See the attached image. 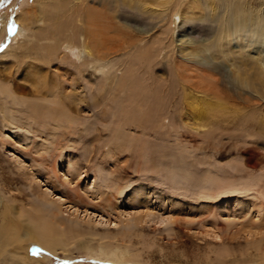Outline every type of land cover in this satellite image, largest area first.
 Instances as JSON below:
<instances>
[{
	"label": "rangeland",
	"instance_id": "1",
	"mask_svg": "<svg viewBox=\"0 0 264 264\" xmlns=\"http://www.w3.org/2000/svg\"><path fill=\"white\" fill-rule=\"evenodd\" d=\"M32 1L0 0V82L27 103L34 101L33 88L20 74L34 51L22 46L24 29L17 17L24 9L36 32L47 33L51 26L43 0L33 6ZM165 27L144 32L143 39L161 38ZM194 30L189 34L184 26L185 38L204 34ZM262 41L253 39L251 46L264 54ZM164 54L150 69L160 85L175 76ZM33 60L42 66L38 57ZM67 60L53 58L49 81L61 83L65 94L84 98L79 114L73 105L78 101L72 102L69 120L52 115L33 124L25 116L26 104L0 96V228L10 225L17 211L40 207L44 194L59 207V229L73 228L64 237L67 244L53 252L22 239L25 249L16 248L19 254L38 257L39 264H257L264 256V225L259 224L264 220V99L250 98L245 88L242 102L237 90L230 99L179 84L174 89L181 108L136 127L142 107L118 109L121 96L129 95L118 85L128 61L117 65L115 80H109L108 71L91 67L80 74L73 54ZM192 103L202 111L188 109ZM193 120L206 126L195 130ZM10 205L16 211L12 217ZM8 247L0 243L6 253L12 251Z\"/></svg>",
	"mask_w": 264,
	"mask_h": 264
},
{
	"label": "bare ground",
	"instance_id": "2",
	"mask_svg": "<svg viewBox=\"0 0 264 264\" xmlns=\"http://www.w3.org/2000/svg\"><path fill=\"white\" fill-rule=\"evenodd\" d=\"M38 2L39 0H33L30 4L33 6ZM43 2L46 9L45 17L51 22V26L48 27L49 32L32 30L27 21V13L23 12L24 9L17 17L24 29L19 33L20 37H23L22 46L31 45L27 51H34V56L29 58L24 71L20 74L21 81H28L33 88L34 101L27 103L24 98L16 94L10 84L0 82V96L18 104H26L25 116L33 124L42 117L52 115L69 120L72 102L76 100L78 104L73 105L79 114L77 106L84 101V98H78L72 91L74 96L70 93L65 94L61 83L58 87L55 81H49V78L54 77L55 72L51 70L52 64H50L53 58H59L61 63H65L72 54L76 60H80L78 66L75 64L80 74L85 70L84 67H91L96 71H108L106 76L109 80H115L116 66L124 64L125 67L128 61L127 68L125 67L120 73L118 85L121 91H125V95L128 92L129 95L121 96L118 109L120 113L121 111L125 113L123 111H127L125 109L128 106L142 107V111L138 114L140 117L135 119L136 127L156 123L155 117L163 115L165 111H178L181 106L174 88L179 84L193 90L203 89L208 94L214 96L219 94L230 99H234V91L237 90V97L242 102L245 88L250 98L264 99V54L260 49L254 50L251 46L253 39L264 41V0H53L52 2L43 0ZM48 6L54 7L56 12L52 14ZM70 9L77 12H70ZM58 12L64 16L59 14L58 16ZM163 23L166 24L164 36L160 38L156 35L153 38L149 35L150 39H143L144 32L157 28ZM186 25L190 30L189 34H192L196 27L204 34H201V38H196L195 33L188 40L185 38L188 33L184 32ZM175 32H180L177 34L179 39L173 41ZM57 34H59L58 39H56ZM149 40H152L151 48L146 44ZM14 46V44L9 46L6 50L7 54ZM63 48L65 50L60 56L59 52ZM163 51L165 54L161 58L167 59L165 63L175 76L169 78L165 85H160L157 83L158 76L155 82L150 69L156 64ZM28 52H25V57H29L26 56ZM120 54L127 55V59L119 58ZM37 57L43 63L42 66L36 65L33 60ZM58 67L65 68L61 65ZM64 71L68 75H73V71L67 68ZM136 71L141 77L143 76L146 85L135 73ZM174 77L178 80L175 81ZM51 94L54 96L50 98ZM70 98L71 101H66ZM93 98H96V93L93 94ZM93 105L98 103L94 102ZM193 105L190 104L188 109L202 111V106ZM183 123L186 126L192 125L195 130L206 126L204 122L197 120H193L191 125L189 122ZM40 201L39 205L42 208L36 205L28 209H18V215L14 216L15 220L13 219L10 225L6 223L0 228V243L12 247L10 253H6L5 249L0 250V264H39L38 257L35 259L19 254L18 250L24 248L21 247L22 239L25 242H37L52 252L60 245L67 244L64 237L73 228L66 229L64 225L63 229L66 231L59 229L63 221L57 216L59 207H56L55 201L48 200L45 194L40 195ZM243 203L246 205L248 202L244 200ZM256 203L260 202L256 201ZM261 209L264 210L263 207ZM8 210L11 217L12 213H16L12 205ZM5 213L9 214L8 211ZM5 213L1 214L2 218L5 217ZM259 222L260 225H264L263 219ZM257 264H264V256Z\"/></svg>",
	"mask_w": 264,
	"mask_h": 264
},
{
	"label": "snow or ice",
	"instance_id": "3",
	"mask_svg": "<svg viewBox=\"0 0 264 264\" xmlns=\"http://www.w3.org/2000/svg\"><path fill=\"white\" fill-rule=\"evenodd\" d=\"M35 254V253H34ZM65 264H67V262H65Z\"/></svg>",
	"mask_w": 264,
	"mask_h": 264
}]
</instances>
